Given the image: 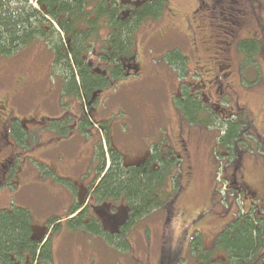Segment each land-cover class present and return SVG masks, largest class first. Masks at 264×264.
<instances>
[{"label": "rangeland", "instance_id": "374dc122", "mask_svg": "<svg viewBox=\"0 0 264 264\" xmlns=\"http://www.w3.org/2000/svg\"><path fill=\"white\" fill-rule=\"evenodd\" d=\"M202 1L168 0L160 20L147 23L137 33L136 52L141 72L121 79L99 99L94 110L89 111L87 105L83 109L85 113H92L94 121L106 123L114 145L126 162H136L151 143L161 138L168 140L181 154V163L173 173L174 182L178 180L177 185H180L175 205V200L173 202V216L167 219L169 213L162 209L140 220L128 234L129 250L112 248L105 239L70 232L61 226L52 237L56 264H159L162 247L170 254L176 251L177 256L173 255L170 264H199L195 259L197 253L211 248L213 237L223 225L249 211L251 206L243 194L226 184L232 171L237 170V178L248 186L243 185L245 191L258 192L264 201L263 148L255 155L238 152L234 161L228 155L219 156L215 149L217 137L223 134L222 125L183 124L184 132L178 131L180 118L177 113L185 106L181 102L176 106L174 103L175 96L181 91L180 85L183 86L184 81L199 83V76H203V80L209 79L205 73L207 66H201L210 62V58H214L210 66H215L218 59L222 61L225 57L229 63L219 75L227 76H220L216 83H210L214 92L207 91V95L209 93L215 102L226 105L228 111L244 110L251 123L249 130L254 135L251 137L255 138L252 140L259 139L264 145L263 6L248 0H237L239 5L236 3V6L229 4L240 8L245 15L240 20V28L234 31L236 36H226L232 46L228 45L223 51L224 47L218 43L219 39L213 38L215 32L209 25L217 22L213 15L220 9L213 7V0ZM254 35L261 42L259 53L252 58L241 55L237 50L238 41L250 40ZM174 50L181 51L187 58L183 77L167 63L168 53ZM51 61V54L42 43L12 57H0V117L7 114L13 122V118L31 117L56 120L57 129L49 128L50 133L41 130L43 133L39 136L30 132L24 145L15 138L0 144V160L6 157L4 152L13 153L18 159L17 168L2 181L0 201L2 192L6 197L1 206L30 207L37 234L40 229H45L44 222L50 219V214L63 218L64 209L67 211L72 204L68 193L73 185L64 177L67 174L75 177L77 168L95 171V143L99 138L103 152L107 153L105 131L100 126L90 128L73 121L60 125L58 119L62 117L80 118L82 106L66 97L62 91L64 78L53 72ZM220 81L225 85L220 92H215ZM18 122L14 123L16 129L20 128L21 122L19 125ZM43 122L47 123L46 120ZM43 122L37 123L42 125ZM26 126L31 125L26 123ZM85 129L87 133H84ZM243 136L247 137V134ZM51 138L53 142L46 144ZM254 143L258 148L257 142ZM45 144L48 146L43 147ZM54 196L61 198L59 205ZM194 244H199L197 252L191 250ZM219 255L221 260V253Z\"/></svg>", "mask_w": 264, "mask_h": 264}, {"label": "trees", "instance_id": "16d2710c", "mask_svg": "<svg viewBox=\"0 0 264 264\" xmlns=\"http://www.w3.org/2000/svg\"><path fill=\"white\" fill-rule=\"evenodd\" d=\"M240 1L244 2V0ZM248 1L261 4L264 10V0ZM213 2L215 4L213 7L218 6L220 9L217 13L222 15L223 20L219 18V23L225 22L223 35L235 37L234 31L240 28V20H243L242 16L245 14L240 8L230 5L236 6L239 2L237 0H213ZM167 3L168 0H0V57L15 56L38 43H42L47 48L51 54L53 72L60 73L64 78L62 91L66 97L73 102H79L82 106L80 118L62 117L58 119L60 125L73 121L80 126L87 125L90 128L100 126L101 130L105 131L107 153L103 152L101 138L96 142L97 144L95 143L94 167L98 182L91 193L92 200L96 204L108 201L114 203L115 206L122 207L128 216L119 228V232L112 235L97 225L96 221L86 220L85 211L76 214L82 207V201L77 199V203L68 211L69 216L75 214L73 218L65 220L64 224L60 225L59 218L55 217L49 221L50 227L45 228L44 232L40 231V235L35 231L29 207L14 204L1 206V202L6 197L5 192H2L0 264H56L57 257L52 237L61 226L70 232H85L87 235L105 239L106 244L112 248L129 250L128 234L140 220L162 209L169 213L167 219L173 216L172 210L177 200L175 196L180 192V185H177L178 180L174 182L173 173L178 170V165L181 163L180 153L173 149L168 140L161 138L149 145L142 164L137 166L126 162L120 150L114 145L110 131L105 127L106 123L94 121L92 113L83 112L85 105L91 111L99 98L109 89H113L121 79L137 76L141 72L136 52L137 33L147 23L158 22L163 16ZM217 13L213 15L215 18L219 17ZM257 40L254 35L250 40L238 41V52L252 58L251 56L259 53L261 42ZM262 43L264 44V35ZM226 44L231 45V42ZM167 63L183 77L187 58L181 51L169 52ZM218 65L221 67L220 64ZM224 68L227 66L225 65ZM215 76L224 78L227 74L217 73ZM202 77L199 76L197 80L200 83L196 85L184 80L185 86L180 85V94L178 93L174 98L175 106L177 102L185 105L177 113L180 119L185 120L187 125L195 123H200L204 127L222 125L223 134H220L215 142L219 156L228 155L231 160L236 161L238 152L243 155L245 153L255 155L253 150L259 151V148L264 150V145L259 139L252 140L255 138L251 137L254 136L249 130L251 123L245 117L244 110L228 111L226 105L218 103L219 101L212 102L213 108H209L207 103L205 106L200 105L203 104L201 102L204 99V96L199 97V94L202 95L200 90L206 87V91L210 94L214 92V87L211 90L209 86L210 83H214L210 81L213 78L203 80ZM224 85V83L216 85L215 92H220ZM197 89L199 91L195 92ZM208 99L211 100L209 96ZM23 120L31 126L29 128L26 126L27 132H23L24 129L20 127V132L16 136L20 145L25 144L26 136L30 132L39 136L43 132L50 133L49 128L57 129L54 124L56 120L45 117ZM45 120L47 123L43 122ZM37 122L44 124L40 125ZM35 126L36 130H34ZM87 132L88 130L85 129L84 133ZM64 133L66 132L63 131ZM245 134L247 137L243 136ZM53 140L51 138L46 144L50 145ZM254 142L259 145L258 148ZM46 144L43 147L48 146ZM4 153L6 155L10 152ZM14 160L16 155L13 156L12 162ZM12 166L15 167V164ZM237 173V170L232 171L226 183L236 192L241 190L240 194H243L244 198L249 197L251 201L249 211H244L237 218L228 221L215 236L213 235L211 248H205L202 252L200 250L195 256L199 264H264V201H261L258 192L253 190L250 191L253 199L249 196L250 193L244 188L248 186L240 183L235 175ZM237 183L239 186H234ZM1 185L2 182L0 187ZM73 190L72 186L70 191ZM198 249L199 244H194L191 248L194 252ZM175 253L176 251L173 250L170 254L165 247H162L159 264L172 263L173 255L177 256ZM219 253L222 255L221 260Z\"/></svg>", "mask_w": 264, "mask_h": 264}, {"label": "flooded vegetation", "instance_id": "af4514ba", "mask_svg": "<svg viewBox=\"0 0 264 264\" xmlns=\"http://www.w3.org/2000/svg\"><path fill=\"white\" fill-rule=\"evenodd\" d=\"M197 9H198V7H197ZM210 17H212V16H210ZM219 18L222 19V15L219 14V17L216 18L217 22L216 23L213 22V28H212L211 23L209 25L215 31L216 36H213V38L219 39L218 43L222 44V47H224L223 51H226L227 47H228L226 44L227 39H226V35H223V32H222L223 29L225 28V22L223 21L222 24L219 23L220 22ZM231 25H232V23H231ZM216 33H218V35ZM217 48L220 49L221 47L218 46ZM219 55L221 56V54H219ZM213 60H214V58H210L209 59L210 62H208L207 64H204L201 67L207 66L206 67L207 70L205 73H207V75H209V79L213 78V79H210V81L215 82L217 79L215 75H217V73L218 74L221 73L222 70L224 69V66L225 65L227 66L229 61L225 57L223 58L222 61L220 59L217 60V58H216L215 60H217L216 62L221 65V67H222L221 68V67H219L218 64H216V62H215V66L212 64V67H211L210 65H211ZM216 65L218 66V68H216ZM201 67L199 69H201ZM202 69L204 70V68H202ZM220 83H222V82L220 81L218 84H220ZM206 92H207L206 90L203 91L202 96H204L205 101H208V95ZM1 108H3V106ZM14 123L15 122H13L8 117L7 114L4 117H0V144L1 143L2 144L9 143L10 139L14 138V137L16 139L17 134L20 132V128L16 129L17 127L14 126ZM18 125H19V123H18ZM13 156H15V154L10 152V153L6 154V157H4L2 160H0V182H2L3 179H5L7 177V175H8L7 172L10 168L11 163H12ZM145 156H146V152L144 155H142V157H140V159H137L136 162H131V163L136 164L138 166V165L142 164ZM96 180H97V178L92 179V176H91V178L89 179V182L86 185L81 186L82 190L79 193L78 200H80V202L82 201V203H81L82 207L78 211L79 212L85 211L86 212V220L96 221L98 223L97 225H100L103 230L114 235V234L119 232V228H121L124 220H126L128 218V216L126 215V212L122 207H117L114 205V203H110L108 201L106 203L104 202L101 204H96V202H94V200H92L91 193L93 192L95 186L97 185L98 180L97 181ZM76 203H77V201H76ZM159 262H160V260H159Z\"/></svg>", "mask_w": 264, "mask_h": 264}, {"label": "crops", "instance_id": "0c3cea01", "mask_svg": "<svg viewBox=\"0 0 264 264\" xmlns=\"http://www.w3.org/2000/svg\"><path fill=\"white\" fill-rule=\"evenodd\" d=\"M77 169L78 170L75 171V173H74V176L75 177H73L71 175H68V174H67V176L64 177V179L65 180H68L73 185V188H74L73 192L69 191V193H68L69 194L70 202H72V204L70 206H68L69 207L68 210L65 211V209L61 207L62 210L64 209V212L62 213L64 217L68 213L70 207L78 199V195H79V193L82 190V187L81 186L82 185H86L89 182V179L91 178V175L90 176H87V173H89V171H91L92 169H87V168H84V169L83 168H77ZM54 171H57V170L54 169ZM91 173L93 174V172H91ZM68 176L72 177V179L70 177H68ZM50 183H53V180L50 179ZM48 197L52 198L51 195H48ZM54 197L56 198V204L59 205V201H60L61 198L60 197H57V196H54ZM65 197H66V194H65ZM28 199H30V197ZM62 214H60V215H62ZM58 217H61V216L58 215ZM33 221H34V218H33Z\"/></svg>", "mask_w": 264, "mask_h": 264}]
</instances>
